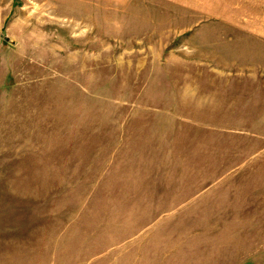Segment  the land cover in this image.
Returning <instances> with one entry per match:
<instances>
[{
    "label": "rangeland",
    "instance_id": "obj_1",
    "mask_svg": "<svg viewBox=\"0 0 264 264\" xmlns=\"http://www.w3.org/2000/svg\"><path fill=\"white\" fill-rule=\"evenodd\" d=\"M0 264H264V0H0Z\"/></svg>",
    "mask_w": 264,
    "mask_h": 264
},
{
    "label": "water",
    "instance_id": "obj_2",
    "mask_svg": "<svg viewBox=\"0 0 264 264\" xmlns=\"http://www.w3.org/2000/svg\"><path fill=\"white\" fill-rule=\"evenodd\" d=\"M5 39L7 40V39H8V37H7V36H5Z\"/></svg>",
    "mask_w": 264,
    "mask_h": 264
}]
</instances>
